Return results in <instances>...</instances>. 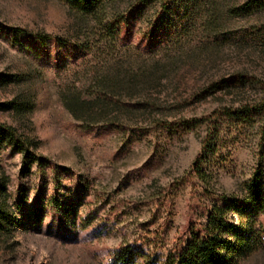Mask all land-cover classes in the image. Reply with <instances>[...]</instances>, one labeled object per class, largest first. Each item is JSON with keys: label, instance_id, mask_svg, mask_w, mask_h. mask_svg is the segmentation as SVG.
I'll use <instances>...</instances> for the list:
<instances>
[{"label": "rangeland", "instance_id": "rangeland-1", "mask_svg": "<svg viewBox=\"0 0 264 264\" xmlns=\"http://www.w3.org/2000/svg\"><path fill=\"white\" fill-rule=\"evenodd\" d=\"M76 1L0 0V125L45 163L1 145L0 208L46 207L0 223V264L164 259L222 197L264 191V0ZM255 222L239 264H264Z\"/></svg>", "mask_w": 264, "mask_h": 264}, {"label": "trees", "instance_id": "trees-1", "mask_svg": "<svg viewBox=\"0 0 264 264\" xmlns=\"http://www.w3.org/2000/svg\"><path fill=\"white\" fill-rule=\"evenodd\" d=\"M102 1L77 0L75 7L91 15L99 9ZM3 144L10 145L22 154L26 169L32 164L45 167V163L29 151V142L22 143L13 129L0 125V146ZM194 173L205 178L200 165L196 166ZM3 192L4 181L0 176V194ZM221 200L224 201V207H213L204 224L191 226L164 259L144 254L134 246H126L116 252L112 264H239L262 246L263 235L255 230V220L264 214V191L257 179H254L244 199L222 197ZM48 207L54 213L61 214L64 220L67 219L68 209L59 207L56 199L51 200ZM44 209L46 207L43 206L29 209L22 204L21 199L13 203L11 209L4 204L0 208V223L28 228L35 225L39 228ZM230 212L238 216L239 224L235 225L228 218Z\"/></svg>", "mask_w": 264, "mask_h": 264}]
</instances>
